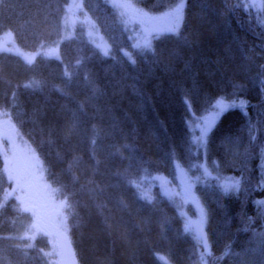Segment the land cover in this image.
Instances as JSON below:
<instances>
[{"label": "trees", "instance_id": "trees-1", "mask_svg": "<svg viewBox=\"0 0 264 264\" xmlns=\"http://www.w3.org/2000/svg\"><path fill=\"white\" fill-rule=\"evenodd\" d=\"M244 2L81 0L68 24L70 0H0V40L10 35L34 54L0 51V113L32 142L77 264H264V2ZM181 4L150 48L137 47L126 19L140 28L138 15ZM220 97L249 106L200 142L191 125ZM178 172L192 179L188 201L203 208L208 253L154 182L177 185ZM226 176L235 178L227 194ZM0 211V228L20 218L1 192ZM29 241L11 243L0 264H52Z\"/></svg>", "mask_w": 264, "mask_h": 264}, {"label": "rangeland", "instance_id": "rangeland-1", "mask_svg": "<svg viewBox=\"0 0 264 264\" xmlns=\"http://www.w3.org/2000/svg\"><path fill=\"white\" fill-rule=\"evenodd\" d=\"M244 1L246 7L252 6L255 9H260L264 2V0ZM127 3L122 1L118 4L125 5ZM80 6L81 0H70L65 17L66 23L76 22L73 13ZM125 10L128 11L130 17L137 16L136 10L129 11V8H125ZM178 14L175 9L160 17L150 18V20L144 17L141 18L138 15L139 20L137 22L141 24L140 28H137L135 23L133 24L132 21L127 19L126 24L130 26L129 29L134 43L139 45L144 44V40L149 39L154 32L170 28ZM99 34L97 25L90 21L88 24V35L94 43L103 48L104 42ZM8 37L10 35L1 38L0 51L14 52L25 61L33 60L34 54L21 51ZM44 53L52 55L53 50H47ZM224 103L227 102L224 101ZM216 111L218 109L214 108L204 118H197L198 121L191 125L195 138L200 142L205 140V137L201 139L200 129L204 126L205 120ZM1 115L0 113V192L1 194L4 193V199H9L16 204L19 211L17 214L20 218L15 223H11V225L1 226L0 257L6 258L4 251L9 248L11 243H17L20 247H23L25 241L31 240L25 246L31 249L38 247L43 256L50 258L52 264H70L74 261V257L66 229L62 201L57 197L54 189L46 180L41 163L33 150L32 142L22 138L12 123ZM202 168L204 169V166ZM189 178L178 172L177 185L172 184L162 175L155 176L154 182L160 186V189L167 196L177 202L184 218V227L202 242L204 251L208 253L205 214L197 200L188 201L189 190L187 189H189V184L192 180ZM222 181L224 185L229 186V189H233L235 186V178L231 176H226ZM33 186L34 192L37 194L36 198H33L30 193ZM139 189L144 196L149 195L150 187H142V184H140ZM15 199L19 204L15 202ZM189 206L194 211L193 215L187 210ZM27 207L30 209L35 207L36 210H30ZM261 232L264 233V228H262ZM32 244L33 246H29Z\"/></svg>", "mask_w": 264, "mask_h": 264}, {"label": "snow or ice", "instance_id": "snow-or-ice-1", "mask_svg": "<svg viewBox=\"0 0 264 264\" xmlns=\"http://www.w3.org/2000/svg\"><path fill=\"white\" fill-rule=\"evenodd\" d=\"M183 8V5H180L176 8V11L178 13H181V9ZM179 25H177L178 27ZM173 32L176 31V29H172ZM159 37V34L157 35V38ZM143 46L145 48H150V41L148 39L144 40ZM139 47V45H137ZM224 99L226 97H220L215 99V104L213 107L218 109V111L214 112L208 119L205 120L204 126L200 129L201 132V139H203L205 136H209L212 131H214L215 127L218 126L219 122L223 121V119L227 116L228 112L230 110H235L237 108L240 109H246L249 106V102L247 100H241L239 104L233 102V103H224ZM211 103V101H209ZM246 115V113H245ZM229 190V186L225 185L224 193L227 194ZM258 204H264V201H258ZM187 231V228L185 229Z\"/></svg>", "mask_w": 264, "mask_h": 264}, {"label": "bare ground", "instance_id": "bare-ground-1", "mask_svg": "<svg viewBox=\"0 0 264 264\" xmlns=\"http://www.w3.org/2000/svg\"><path fill=\"white\" fill-rule=\"evenodd\" d=\"M162 176H164V175H162ZM167 178V177H166ZM31 186H32V184H30ZM27 190V189H26ZM25 190V191H26ZM31 195L33 196V198H36L37 197V194L34 192V186L31 188ZM31 197V196H30Z\"/></svg>", "mask_w": 264, "mask_h": 264}, {"label": "water", "instance_id": "water-1", "mask_svg": "<svg viewBox=\"0 0 264 264\" xmlns=\"http://www.w3.org/2000/svg\"><path fill=\"white\" fill-rule=\"evenodd\" d=\"M70 264H77L75 261H72Z\"/></svg>", "mask_w": 264, "mask_h": 264}, {"label": "flooded vegetation", "instance_id": "flooded-vegetation-1", "mask_svg": "<svg viewBox=\"0 0 264 264\" xmlns=\"http://www.w3.org/2000/svg\"><path fill=\"white\" fill-rule=\"evenodd\" d=\"M43 224V223H42Z\"/></svg>", "mask_w": 264, "mask_h": 264}]
</instances>
